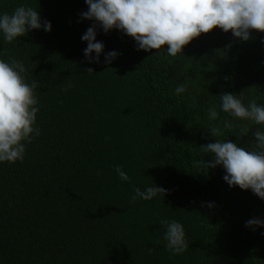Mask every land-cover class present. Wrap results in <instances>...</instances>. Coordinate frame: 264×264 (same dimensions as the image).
Returning <instances> with one entry per match:
<instances>
[{"label": "trees", "instance_id": "16d2710c", "mask_svg": "<svg viewBox=\"0 0 264 264\" xmlns=\"http://www.w3.org/2000/svg\"><path fill=\"white\" fill-rule=\"evenodd\" d=\"M20 5L52 27L12 43L0 33V59L22 61L26 82L39 85L40 129L23 160L0 163V264H264V228L245 226L264 219V200L230 187L222 166L198 163L213 158L201 146L219 139L251 149L253 133L264 130L220 109L224 93L264 105V33L252 31L245 42L216 28L171 57L97 27L104 49L89 63L81 37L94 21L81 17L85 0H0V14ZM111 51L118 56L105 63ZM181 84L186 91L177 96ZM213 126L223 135L213 137ZM152 185L166 195L131 202L134 188ZM162 219L183 225L182 254L167 250Z\"/></svg>", "mask_w": 264, "mask_h": 264}, {"label": "clouds", "instance_id": "9594fccd", "mask_svg": "<svg viewBox=\"0 0 264 264\" xmlns=\"http://www.w3.org/2000/svg\"><path fill=\"white\" fill-rule=\"evenodd\" d=\"M85 3L88 10L82 12L81 17L94 21L81 37L87 43L84 56L89 63H99L104 49L103 43L96 40L97 27L102 28L105 34L113 29L120 30L136 41L137 50L148 52L166 48L167 55L171 57L183 53V49L194 39L216 28L224 33L231 32L245 42L251 38L252 31L264 33V0H85ZM51 27L49 21L41 22L38 10L27 5L16 7L11 14H0V33L7 43L26 36L32 30L43 28L50 32ZM92 53H96L95 58ZM117 56L115 51L108 52L105 63L110 64ZM25 73L22 61L12 57L7 61L0 59V163L23 160L26 144L40 135V129L35 127L39 112L35 89L39 85L35 80L31 84L26 82ZM87 73L93 74L94 69H87ZM62 87L65 91L72 87L70 80ZM185 91V85L181 84L176 87L175 94L180 96ZM220 101V109L224 113L264 128V105L258 104L255 99H249L245 105L243 92L239 95L224 93ZM218 115L216 106H211L208 119L215 121ZM223 127L231 130L233 124L225 120ZM209 131L215 138L223 135L218 126ZM248 132L249 127L242 125L241 134L246 136ZM253 137L251 149L219 139L203 145L200 150L213 158L198 163L206 169L222 166L226 173L223 179L230 187L251 190L264 200V130L258 128ZM115 172L121 181L130 179L122 166L117 165ZM133 191V203L137 199L150 201L158 195H166L164 188L154 185L144 190L137 187ZM207 207L211 209L214 204L209 203ZM159 223L165 229L163 239L172 255L182 254L188 249L182 224L166 219ZM245 226L253 230L264 228V219L250 218ZM148 253L151 255L153 249L150 248Z\"/></svg>", "mask_w": 264, "mask_h": 264}]
</instances>
